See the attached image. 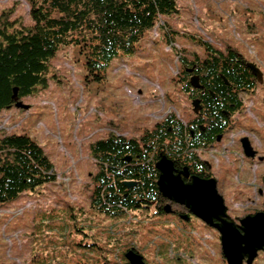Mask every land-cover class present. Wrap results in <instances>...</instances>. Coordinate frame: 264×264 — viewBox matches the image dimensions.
Returning a JSON list of instances; mask_svg holds the SVG:
<instances>
[{
    "label": "rangeland",
    "instance_id": "rangeland-1",
    "mask_svg": "<svg viewBox=\"0 0 264 264\" xmlns=\"http://www.w3.org/2000/svg\"><path fill=\"white\" fill-rule=\"evenodd\" d=\"M176 3L178 13L161 18L134 53L113 59L101 80L89 77L77 48L63 47L50 62L49 85L21 100L27 109L0 111V140L29 136L56 174L55 182L0 206V264H106L104 258L109 264H129L125 255L137 253L134 249L147 264H226L214 231L194 227L198 243L189 239L191 245L179 254L176 232L168 224H136L133 213L118 221L91 205L100 169L92 145L111 134L140 139L165 115L182 119L192 114L193 101L180 78L185 62L204 61L210 46L223 54L233 51L264 73V0ZM30 7L27 0H0V17L30 27ZM241 98L238 125L264 127V84ZM217 150L210 162L221 174L228 162L216 157ZM226 182H232L226 192L237 188L235 179ZM111 229L115 232L109 236Z\"/></svg>",
    "mask_w": 264,
    "mask_h": 264
},
{
    "label": "trees",
    "instance_id": "trees-1",
    "mask_svg": "<svg viewBox=\"0 0 264 264\" xmlns=\"http://www.w3.org/2000/svg\"><path fill=\"white\" fill-rule=\"evenodd\" d=\"M27 1L32 26L11 21L4 14L0 17V111L15 106L16 93L21 101L49 85L50 62L61 48H77L89 77L99 81L113 59L134 53L137 43L161 18L178 13L176 0ZM209 52L204 61L195 57L193 64L185 62L180 76L187 80L185 68L197 65L205 93L201 106L202 118L207 120L203 123L209 124L206 132L197 129L192 137L183 125L170 131L174 126L168 125L178 123L172 114L159 124L163 127L143 137V146L135 140L114 138L96 142L91 146L100 167L91 194L94 211L119 221L128 215L125 211L151 204L160 192L156 167L160 156L179 157V162L184 159L191 165L190 158L196 159L191 150L223 131L227 114L239 107V91L254 89V74L235 52ZM190 84L182 82V90L191 91ZM55 181L54 165L29 136L10 135L0 140V206ZM110 231L112 236L115 231ZM108 246L111 248L110 243ZM107 260L104 258L109 264Z\"/></svg>",
    "mask_w": 264,
    "mask_h": 264
},
{
    "label": "flooded vegetation",
    "instance_id": "flooded-vegetation-1",
    "mask_svg": "<svg viewBox=\"0 0 264 264\" xmlns=\"http://www.w3.org/2000/svg\"><path fill=\"white\" fill-rule=\"evenodd\" d=\"M210 50L211 51L209 52V54L216 53L215 49ZM229 53L230 51H228V55ZM243 61L253 75V72L249 67V64H251V62L249 63L245 60ZM254 65L259 68L263 74L262 82L259 80V78L253 75V77L255 78L254 89L249 91L245 89L239 91L238 95L240 105L234 111L232 110L227 114L228 120L224 125L223 131L215 134V136H213L210 140H206L205 144L202 147L191 150V152L196 155V161L193 160V158H190V165L186 163L184 159H181V161L179 162V157H177V159H173L165 156L167 160H170L173 163V175L176 176L179 181L183 182V186L192 183L193 178L202 181V183L215 181L217 192L222 198L223 208L225 210V215L222 219L227 222L233 223L237 231H239L241 234H244L243 222L247 217H255L258 214H264V136L262 135V133L264 132V127L260 125L255 128H248L243 125H238V123L236 122L237 120H235V117L237 115H241L243 113L244 105L241 96L243 97L244 94L254 93L259 85L264 84L263 70L258 65ZM193 67L194 69H190L189 67L185 68L187 74L189 75V78L186 80V78L183 76V82L188 81L190 83L191 77L198 75L196 73L197 65L192 66V68ZM199 82L200 87L194 88L190 84L191 91L185 93L189 98H191L192 101L199 100L201 105L205 93L204 91H202L203 89L201 86V78ZM202 110V108L198 112H195L193 110L192 114L187 118L181 119L177 116L176 119L178 120V123H176L175 125H168L171 127L174 126L172 128H169L170 131H173V129L177 126L183 125L184 128L191 131L192 137H194L197 129H200L202 132H206V127H209V124L203 123L207 122V120L202 118ZM170 117L172 118V114L165 115L158 124L154 125L151 130L145 132L140 139H127V137L117 134H111L107 139L114 138L121 140H135L137 141V143H139V145L143 146V137L148 133L156 131L159 127H163V125L159 124L165 122ZM229 137L230 142L228 141ZM214 150H217L216 157L218 159H221L223 157L226 158L228 162L226 170H224V172H222L221 174L216 172L213 166L214 164L210 162V158L212 159L211 154ZM158 175L161 176V173L159 172ZM233 179H235L234 185L237 188L233 191L226 192L227 184L232 183H227L226 181H233ZM209 184H207V187H210ZM175 187L177 192V195L175 196L177 199H171V197L166 196L159 188L160 192L157 195V198L151 201V204H140L138 209L125 212L128 214L133 213V219L136 221V224L138 222L141 223L142 221L147 224H150L152 222L155 223L156 221L168 224L166 226L172 228L173 231L176 232L177 242L175 241V249L177 250V252H179V254H184V249H186V246L191 245L189 243V239L190 241L195 242V244L198 243L197 240H193L195 239L192 236V234L194 233V227H202L204 229L210 230L211 232H216L218 235V239L221 242V233L219 232L217 225H221L222 222L213 217L214 214L212 213L211 222H208L204 218L199 216L195 212L196 209L194 210V205L191 204L189 198H186L184 200L183 197L182 199V192L185 188H182L177 184ZM238 211L239 214H237ZM134 250H136V252L141 255L139 249ZM262 255H264V246L257 251L256 256L250 263L248 257H243L242 264H259V262H261ZM223 256V260H225V263L228 264V260L226 259L224 253Z\"/></svg>",
    "mask_w": 264,
    "mask_h": 264
},
{
    "label": "water",
    "instance_id": "water-1",
    "mask_svg": "<svg viewBox=\"0 0 264 264\" xmlns=\"http://www.w3.org/2000/svg\"><path fill=\"white\" fill-rule=\"evenodd\" d=\"M249 67L254 76L259 78L262 82L263 74L260 69L252 63L249 64ZM199 80V76H192L191 85L194 88L200 87ZM14 100L16 102V107L27 109V107L19 101L17 93L14 96ZM193 106L195 112H198L202 108L199 100H194ZM156 167L161 173L158 181L159 188L166 196L171 197V199H177L175 196L177 195L175 186L176 184L180 185V187L185 188L182 192V199L183 197L184 200L189 198L191 204L194 205V210L196 209L195 212L199 216L211 222L212 213L214 214L213 217L222 222L221 225H217V228L221 233V246L228 260V264H242L243 257H248L249 263L254 259L257 251L264 246V214H258L255 217H247L243 222L244 234H241L237 231L233 223L222 219L225 215V210L223 208L222 198L217 192L215 181L202 183V181L193 178L192 183L183 186V182L179 181L178 178L173 175L174 167L172 162L167 160L164 155H161V160L156 164ZM207 184H209L210 187H207ZM130 185L133 184H127V186ZM126 258L129 264H146L143 261V257L133 250L126 254Z\"/></svg>",
    "mask_w": 264,
    "mask_h": 264
}]
</instances>
